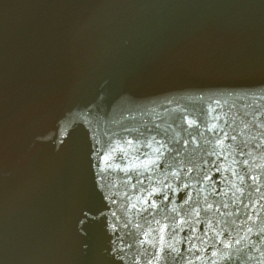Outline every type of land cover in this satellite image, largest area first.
<instances>
[{"label": "water", "instance_id": "1", "mask_svg": "<svg viewBox=\"0 0 264 264\" xmlns=\"http://www.w3.org/2000/svg\"><path fill=\"white\" fill-rule=\"evenodd\" d=\"M0 264H264V0H0Z\"/></svg>", "mask_w": 264, "mask_h": 264}]
</instances>
